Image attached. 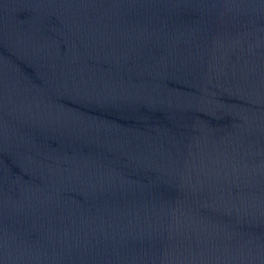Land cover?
I'll return each mask as SVG.
<instances>
[{
    "label": "water",
    "instance_id": "obj_1",
    "mask_svg": "<svg viewBox=\"0 0 264 264\" xmlns=\"http://www.w3.org/2000/svg\"><path fill=\"white\" fill-rule=\"evenodd\" d=\"M0 264H264V0H0Z\"/></svg>",
    "mask_w": 264,
    "mask_h": 264
}]
</instances>
